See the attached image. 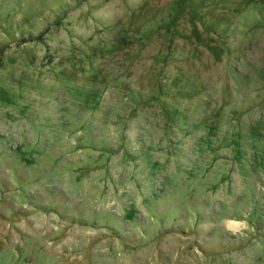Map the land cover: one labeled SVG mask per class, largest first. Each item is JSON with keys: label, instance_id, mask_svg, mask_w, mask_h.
<instances>
[{"label": "rangeland", "instance_id": "rangeland-1", "mask_svg": "<svg viewBox=\"0 0 264 264\" xmlns=\"http://www.w3.org/2000/svg\"><path fill=\"white\" fill-rule=\"evenodd\" d=\"M0 264H264V0H0Z\"/></svg>", "mask_w": 264, "mask_h": 264}, {"label": "bare ground", "instance_id": "bare-ground-1", "mask_svg": "<svg viewBox=\"0 0 264 264\" xmlns=\"http://www.w3.org/2000/svg\"><path fill=\"white\" fill-rule=\"evenodd\" d=\"M230 225H231V226H234V225H236V224L234 223V221H230Z\"/></svg>", "mask_w": 264, "mask_h": 264}]
</instances>
